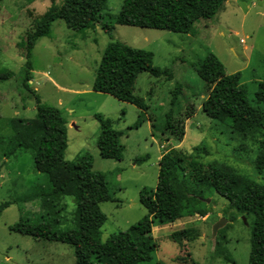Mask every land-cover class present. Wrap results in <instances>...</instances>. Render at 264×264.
Instances as JSON below:
<instances>
[{"label":"rangeland","instance_id":"1","mask_svg":"<svg viewBox=\"0 0 264 264\" xmlns=\"http://www.w3.org/2000/svg\"><path fill=\"white\" fill-rule=\"evenodd\" d=\"M60 1H0V264L75 262L70 245L9 230L22 219L50 221L55 231L75 225L73 199L50 198L47 175L35 169L32 152L18 145L12 129L14 118L34 117V93L43 103L58 108L68 121L65 160L75 162L89 154L93 170L107 175L115 201L99 205L107 216L101 228L102 242L146 215L140 192L155 188L158 161L169 149L264 185V170L259 173L255 168L264 131L243 137L232 130L229 121L207 117L201 110L206 86L195 71L213 53L227 74L240 72L249 104L262 109L255 102V92L264 81V0H233L229 5L225 1L213 18L195 23L190 34L116 25L114 18L123 0H106L101 22L85 31L72 30L60 19L51 24L50 35L40 38L32 51L29 91L22 85L27 34ZM105 24L114 26L110 33L103 29ZM110 41L152 52L153 66L171 74V78H156L148 72L138 75L133 95L144 101L145 111L92 90ZM168 113L175 124L184 126L181 140L164 130ZM96 114L114 121V129L121 133L124 150L120 160L99 155ZM185 184L198 199H187L179 219L153 227L154 259L141 264H248L252 215L231 209L208 185H194L187 178ZM220 221L222 225L214 232ZM185 230L188 239H172L173 233Z\"/></svg>","mask_w":264,"mask_h":264},{"label":"trees","instance_id":"2","mask_svg":"<svg viewBox=\"0 0 264 264\" xmlns=\"http://www.w3.org/2000/svg\"><path fill=\"white\" fill-rule=\"evenodd\" d=\"M27 1L31 3L34 0ZM105 1L61 0L59 5L49 8L36 20L33 30L26 37L25 76L22 82L25 89L31 91L27 83L31 79L32 51L40 38L50 35L51 24L60 19L72 30L85 31L101 22ZM225 1L123 0L114 24L190 34L195 23L213 18ZM113 27L105 24L103 29L110 33ZM195 71L206 86L207 94L201 110L207 117L229 121L232 130L243 137L264 131V81L258 83L255 92L256 104L262 105L259 109L249 104L241 86L240 72L227 74L213 53H208ZM142 72L156 78L161 75L171 78L170 73L153 66L152 52L129 47L120 41H110L102 54L92 90L145 111L147 106L144 101L133 95L136 79ZM34 99V117L28 120L14 118L12 129L18 145L32 152L35 169L47 175L51 184L50 198L73 199L75 225L69 230L55 231L50 221L43 219L30 223L22 219L11 225L10 231L72 246L74 264L149 262L154 259L157 246L153 227L179 219L187 199H198V195L186 186L187 178L194 185L213 188L237 213L252 215L248 264H264V185L230 169L205 166L176 149H169L160 157L155 188H143L140 192L139 202L146 209V215L127 230L113 233L102 242L101 228L107 216L99 205L115 201L109 192L107 175L93 170L89 154L78 157L75 162L65 160L67 119L58 108L43 103L35 93ZM95 119L99 123L96 140L99 155L104 159L120 160L124 147L120 142L121 133L113 127L114 121L100 114H96ZM174 122L172 113H168L164 130L181 140L184 126ZM255 168L259 173L264 170V142L255 160ZM234 218L231 216L232 220ZM188 237L187 230L172 234V239L176 241Z\"/></svg>","mask_w":264,"mask_h":264},{"label":"water","instance_id":"3","mask_svg":"<svg viewBox=\"0 0 264 264\" xmlns=\"http://www.w3.org/2000/svg\"><path fill=\"white\" fill-rule=\"evenodd\" d=\"M221 225H222V224H221V221L218 222V223H216V224L214 225V227H213L214 232H215L216 229L219 228Z\"/></svg>","mask_w":264,"mask_h":264},{"label":"crops","instance_id":"4","mask_svg":"<svg viewBox=\"0 0 264 264\" xmlns=\"http://www.w3.org/2000/svg\"><path fill=\"white\" fill-rule=\"evenodd\" d=\"M231 2H234L235 3V1H231V0H226V2H225V4H227V5H229ZM237 4V3H236ZM226 6V5H225Z\"/></svg>","mask_w":264,"mask_h":264}]
</instances>
